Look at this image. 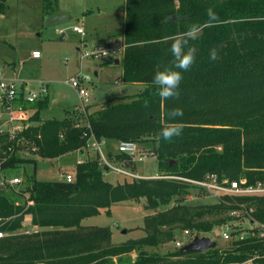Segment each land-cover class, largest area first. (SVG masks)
I'll return each mask as SVG.
<instances>
[{
    "label": "trees",
    "instance_id": "16d2710c",
    "mask_svg": "<svg viewBox=\"0 0 264 264\" xmlns=\"http://www.w3.org/2000/svg\"><path fill=\"white\" fill-rule=\"evenodd\" d=\"M8 1L0 0V15ZM209 9L217 22L189 41L187 47L196 49L195 63L182 73L178 97L162 101L153 77L157 68L172 65L171 41H153L204 24ZM59 12V0H42L43 17ZM120 35L125 46L123 80L144 84V89L128 100L106 101L89 113L90 128L77 125L79 114L74 111L62 119H42L47 96L32 105L37 109L32 121L16 138L0 135L9 151L8 157L0 158V171L36 163L33 157L16 155L19 141L32 144L35 155L54 160L72 152L85 153L92 132L99 142L152 141L159 177L113 184L105 179L106 166L96 150V157L77 163L71 181H41L32 175L25 188L10 194L4 183L0 189V264L55 259L106 264L109 257L121 255L124 246L139 250L131 264H244L254 255L257 264H264V237L257 236L232 241L225 250L182 252L181 245L161 255L142 248L174 240L175 230L193 232L191 240L196 235L208 236L214 227L241 219L230 214L234 209L241 217L264 223V195L223 193L215 203L187 204L192 189L201 186L176 178L203 180L215 173L220 180L246 179L247 184L264 180V0H124ZM212 48L219 54L215 61L209 58ZM175 108H181L184 115L171 120L168 113ZM168 123L183 126L182 134L171 141L160 136ZM107 157L124 164L132 160L118 149ZM140 198L146 199L155 214L146 219L148 233L137 240L139 245H129L135 241L114 245L109 227L83 225L102 209L109 212L114 204ZM162 207L167 209L159 210ZM25 227L29 229L24 232Z\"/></svg>",
    "mask_w": 264,
    "mask_h": 264
},
{
    "label": "rangeland",
    "instance_id": "374dc122",
    "mask_svg": "<svg viewBox=\"0 0 264 264\" xmlns=\"http://www.w3.org/2000/svg\"><path fill=\"white\" fill-rule=\"evenodd\" d=\"M61 13L67 20L58 26H46L42 16V0H9L4 14L0 15V69L6 75L9 69L3 66L4 62H16V73L26 77L45 78L48 83V105L41 110L42 119H62L80 104L78 92L68 80L77 75H88L90 80L85 81L88 94V111L91 113L103 106L106 101L128 100L129 96L142 91L145 87L141 83L125 82L122 77V55L118 57H102L99 59L84 58L81 60V50L89 52L99 46H107L120 41L121 31L124 27V0H59ZM83 28L84 34L73 30V26ZM65 34L64 38L62 35ZM38 49L41 58L33 59L32 51ZM119 59V63H115ZM7 69V70H6ZM8 114L1 111L0 107V135L2 129L11 128ZM86 145L85 153L72 152L54 160H48L35 155L32 144L25 141L17 142L18 157L32 158L36 163L22 164L21 166L0 171L1 181L7 184L6 193L12 190L25 188L29 183V177L35 175L37 180L56 181L66 179V175L75 176L76 165L88 157L97 155L96 149ZM119 143V142H118ZM118 143L108 140L101 146L103 153L109 156V152L117 153ZM139 153L133 160L132 167L128 171L138 175L136 177L119 173L113 169L105 172V179L113 184L123 183L138 177L159 176L155 155L154 143L146 141L137 143ZM89 150V152H88ZM7 146L0 141V158L8 157ZM140 157L142 159H140ZM114 167H123L125 164L119 160H113ZM36 165V167H35ZM14 177L21 179L20 183L11 184ZM187 204H211L218 201L206 189L199 187L192 189L186 198ZM145 198L119 202L110 207L108 212L102 209L98 215L90 216L83 221L85 226H106L112 231L111 242L114 245H126L129 241H135L147 235L145 227L146 219L155 214L147 206ZM168 207V206H167ZM162 207L159 210H165ZM222 215V214H221ZM218 216H211L214 219ZM224 222L207 235L216 241V248L225 250L230 247V242L223 239L221 232ZM239 229L249 228V221H232ZM25 227L22 231H28ZM195 233V231H194ZM174 240L159 246H146L142 248L150 253L170 254L177 249V243L182 245L189 243L193 232L187 230H175ZM201 236V235H200ZM124 252L118 256L108 258L106 264H131L137 257L136 248L124 246ZM129 249V250H128ZM73 259L47 260L36 264H72ZM246 264V263H244Z\"/></svg>",
    "mask_w": 264,
    "mask_h": 264
},
{
    "label": "built area",
    "instance_id": "2783aa9c",
    "mask_svg": "<svg viewBox=\"0 0 264 264\" xmlns=\"http://www.w3.org/2000/svg\"><path fill=\"white\" fill-rule=\"evenodd\" d=\"M73 30L79 34H84V30L82 27L78 25L73 26ZM124 43L117 41L115 43H111L107 46H99L95 50L89 52L87 49L81 50V60L84 58H102V57H118L123 54L124 51ZM33 58H40L41 52L39 50L32 51ZM90 78L88 75H81L79 72L77 75L71 77L68 82L69 84L76 89L79 95L80 104L75 108L76 114H79V122L78 126L81 124H85L90 128L89 123V111H88V94L87 88L85 87V81H89ZM48 83L49 81L43 78L30 79V80H22L18 77H8L3 75L2 71H0V107L1 111L8 114V119L11 122V128L2 129L1 132L6 131L9 135L10 139H14L17 135L23 130V128L27 127L32 121V117L36 112V108L32 105L44 100L48 96ZM27 104V106H26ZM89 147L92 149H96L101 153L102 164L106 166V171L108 169H113L119 173H124L128 175H132L134 177L138 176L132 174L128 171L126 166L123 167H114L112 161L103 153L101 146L104 141L99 142L93 136L91 132ZM119 152H124L133 160L135 156L139 153L137 143L133 141H121L118 145ZM140 159H142L140 157ZM159 177V176H154ZM193 184L199 185L206 189L211 195L214 197L220 198L223 193L228 194H249V195H264V180H257L252 184H247L246 179L229 181L228 179L220 180L219 176L215 173H209L203 180H192L182 177H176ZM73 179L72 176L66 175V180L71 181ZM2 182V181H1ZM21 179L18 177H14L11 180V184L20 183ZM3 183V182H2ZM234 217H240L247 219L249 221V228L247 229H239L236 225L229 221L223 226V230L221 235L223 239L227 242L232 241H243L248 237H264V223L254 222L250 216L241 217L240 211L234 209L231 213ZM249 214V213H248ZM250 215V214H249ZM240 219V220H241ZM233 221H237L233 220ZM3 236V233L0 232V237ZM182 243H177V246L180 247ZM256 255L248 258L244 263L246 264H257L255 259ZM228 264V263H221ZM233 264V263H231ZM241 264V263H235Z\"/></svg>",
    "mask_w": 264,
    "mask_h": 264
},
{
    "label": "clouds",
    "instance_id": "9594fccd",
    "mask_svg": "<svg viewBox=\"0 0 264 264\" xmlns=\"http://www.w3.org/2000/svg\"><path fill=\"white\" fill-rule=\"evenodd\" d=\"M217 22L216 14L209 9L208 20L202 25H192L187 31L176 36H166L162 40L153 41V43H167L171 41L170 52L173 57L172 65L163 69L157 68L153 77V83L158 86V95L162 101L178 97L179 86L183 80V72L188 71L196 60V49L187 47L190 40L199 38V34L204 27L213 26ZM187 47V51H185ZM209 58L213 61L219 58L218 50L212 48L209 52ZM179 69V71L175 70ZM147 107V105H145ZM181 108H175L168 113L171 120L177 117H183ZM183 126L181 123H168L161 128L160 136L165 141H171L173 137H179L182 134Z\"/></svg>",
    "mask_w": 264,
    "mask_h": 264
},
{
    "label": "water",
    "instance_id": "95a60500",
    "mask_svg": "<svg viewBox=\"0 0 264 264\" xmlns=\"http://www.w3.org/2000/svg\"><path fill=\"white\" fill-rule=\"evenodd\" d=\"M67 20V17L64 13H56V14H47L44 16V23L46 26H58L64 24ZM64 34L62 38H64ZM115 63H119V59H115ZM132 164V160H129L125 163L127 168ZM4 183L1 182L0 177V189L4 188ZM217 246L216 241L211 239L209 236H198L196 235L192 241L184 244L181 247L182 252H190V251H206L210 248H215Z\"/></svg>",
    "mask_w": 264,
    "mask_h": 264
},
{
    "label": "crops",
    "instance_id": "0c3cea01",
    "mask_svg": "<svg viewBox=\"0 0 264 264\" xmlns=\"http://www.w3.org/2000/svg\"><path fill=\"white\" fill-rule=\"evenodd\" d=\"M59 8H60V5H59ZM61 12L62 11L60 8L59 13H61ZM35 50H38V49H35ZM33 59H39V58H33ZM3 66H5V68L9 69L6 73V76H8V77H18L19 79H22V80H30V79H37L38 78V77H26V76H22V75L17 74L16 73V66H17L16 62H4ZM0 71H2V73H3V69H0ZM43 79H45V78H43ZM145 177H149V176H145Z\"/></svg>",
    "mask_w": 264,
    "mask_h": 264
}]
</instances>
